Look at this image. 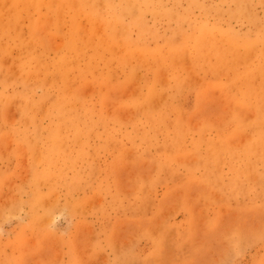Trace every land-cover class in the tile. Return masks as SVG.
Returning <instances> with one entry per match:
<instances>
[{"label": "rangeland", "instance_id": "1", "mask_svg": "<svg viewBox=\"0 0 264 264\" xmlns=\"http://www.w3.org/2000/svg\"><path fill=\"white\" fill-rule=\"evenodd\" d=\"M0 264H264V0H0Z\"/></svg>", "mask_w": 264, "mask_h": 264}]
</instances>
